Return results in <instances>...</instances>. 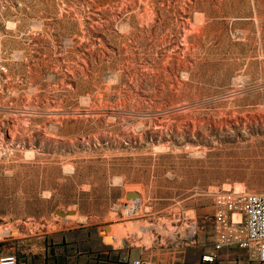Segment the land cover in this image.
Listing matches in <instances>:
<instances>
[{
  "label": "rangeland",
  "instance_id": "374dc122",
  "mask_svg": "<svg viewBox=\"0 0 264 264\" xmlns=\"http://www.w3.org/2000/svg\"><path fill=\"white\" fill-rule=\"evenodd\" d=\"M252 194L264 0H0V254L88 230L149 264L197 262L240 240Z\"/></svg>",
  "mask_w": 264,
  "mask_h": 264
},
{
  "label": "crops",
  "instance_id": "0c3cea01",
  "mask_svg": "<svg viewBox=\"0 0 264 264\" xmlns=\"http://www.w3.org/2000/svg\"><path fill=\"white\" fill-rule=\"evenodd\" d=\"M226 217L227 221L224 226L227 227V229L235 226L237 223L234 220L235 214L231 212ZM244 222L239 221L235 226L239 233L240 240H244L246 237ZM87 231L67 230L63 233L59 241L50 244L51 247L46 246L43 251H30L19 257L17 262L18 264H125L127 261L136 258H140L146 262L144 260L145 254L141 251L137 249L125 251L123 247L116 248L113 246V241L109 240L106 242L105 237L100 234L93 236L91 239L86 238L84 232ZM225 242L226 243L217 246L215 249L213 248L201 252L202 254L199 255V259L203 254L213 253L217 259L216 264H248L246 260L241 262L240 260L235 259L232 254V251L239 249L238 247H232L234 245L240 246L238 242ZM189 258H192V255L187 258L185 257L180 264L196 263V261L190 262L191 259ZM253 260H256L254 252H248V262ZM153 264L173 263L170 261L163 262L155 259Z\"/></svg>",
  "mask_w": 264,
  "mask_h": 264
},
{
  "label": "built area",
  "instance_id": "2783aa9c",
  "mask_svg": "<svg viewBox=\"0 0 264 264\" xmlns=\"http://www.w3.org/2000/svg\"><path fill=\"white\" fill-rule=\"evenodd\" d=\"M226 209L231 208L230 198L227 199ZM245 231L244 240L238 241L240 246L248 252L253 251L256 261L264 264V195H246L244 197ZM225 212V211H224ZM219 211L216 217L224 221L225 213ZM217 259L213 253L201 255L195 264H216ZM0 264H18L17 257L13 254L0 255ZM125 264H147L140 258L127 261Z\"/></svg>",
  "mask_w": 264,
  "mask_h": 264
},
{
  "label": "water",
  "instance_id": "95a60500",
  "mask_svg": "<svg viewBox=\"0 0 264 264\" xmlns=\"http://www.w3.org/2000/svg\"><path fill=\"white\" fill-rule=\"evenodd\" d=\"M134 195L136 196V194L127 193V194H126V200H127V201H130ZM125 207H128V206L125 204ZM68 214H72V212H69ZM57 215H59L60 217H65V213H60V212H58ZM106 227H108V226H106ZM106 227H105V228H106Z\"/></svg>",
  "mask_w": 264,
  "mask_h": 264
},
{
  "label": "bare ground",
  "instance_id": "6f19581e",
  "mask_svg": "<svg viewBox=\"0 0 264 264\" xmlns=\"http://www.w3.org/2000/svg\"><path fill=\"white\" fill-rule=\"evenodd\" d=\"M132 210V209H131ZM130 214H133V212L131 211V213ZM149 225V224H148ZM121 228V227H120ZM161 230V229H160ZM131 234V233H130ZM139 245H140V243H139Z\"/></svg>",
  "mask_w": 264,
  "mask_h": 264
}]
</instances>
